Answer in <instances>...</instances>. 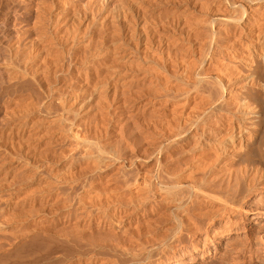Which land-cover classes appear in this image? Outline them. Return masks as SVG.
<instances>
[{"label": "bare ground", "instance_id": "1", "mask_svg": "<svg viewBox=\"0 0 264 264\" xmlns=\"http://www.w3.org/2000/svg\"><path fill=\"white\" fill-rule=\"evenodd\" d=\"M178 1L181 2L180 4L185 2L187 5L180 12L181 15L179 13L183 18L182 20L179 19L182 22L175 21V23H179L180 27L178 26L179 29L176 32L180 36L171 35L174 26L172 32L168 30L170 26L167 28L171 36H168L167 33H163L160 38L156 36L157 39H161L158 40L161 45L164 43L162 48L164 59L159 51L161 54L159 57L163 59V62L157 61V63L159 62L158 72L154 69L156 71L154 73L150 64H148L150 69L141 65L143 62L140 63V61L144 60L145 53L142 60L137 61L136 54L134 55L130 51L131 49L118 53V59L123 58L121 61L116 59L106 63L107 69H109L107 74L121 78L124 82L131 83L140 74L138 79H134L133 82H141L144 85L147 84L146 87L152 88L156 83L152 78L154 76L157 78L158 84L155 85H158V92L149 91L150 88L146 89L149 91L146 94H150L151 98L145 103L143 102L144 105L142 104L148 114L154 109L159 112L151 116L149 114L150 117L145 118L149 119L147 121L149 133L152 136H157L156 143L153 144L154 150L151 152V156L157 157L154 160L157 163V170L148 169L149 171L143 175L142 179H139L141 180V187H138V192L141 193L135 202L132 201L133 199L127 200V202L118 199L114 202L109 201L107 203L109 206L117 202L113 208V214L106 213L99 218L96 216L97 219L93 217L96 220L90 221L89 228H93L94 231H97L96 233L108 231L107 235L103 234V236L105 239H111V241L108 239L109 243H106L103 237L102 239L98 237L99 242L100 239L105 241H101V243L97 241L98 243L93 244L91 242L94 238L88 240L92 245V252L90 251L92 257L89 258H94V262H89V264H115L116 262L117 264H150L155 258H159L172 250L184 235H196L201 230V224L204 220L212 222L220 216L219 214L242 208L249 197L260 190H264V0ZM61 4L60 0H42L40 9L37 11L38 15L35 17L37 21L33 24H31V19H28V16L25 19L16 13L14 34L9 35L4 22L1 21L8 18L11 12V3L10 0H0V71L3 73L5 71V73L7 72L6 75L8 74V84H3V82L2 84L9 85L7 91L10 96L16 95L19 86L28 90L34 83V68L38 65L34 64L36 62L35 53H39L41 66L48 60V50L52 47L51 42L54 39L51 37V40L50 35L48 36L49 31L47 32L49 11L52 7L60 9ZM110 4L111 0H107L106 6L110 7ZM94 7L88 5L85 8V13L84 10L82 11L83 16L87 11L88 15H92V20L96 19ZM70 9L72 10L71 6ZM69 10L64 7L63 12L60 13L59 16H62L61 20H63L60 21L61 25V22L64 24L75 23L82 14V12L79 13V16L77 15L78 17L73 21L70 19L72 14ZM195 11L198 12L199 17H196ZM72 13L74 15V11ZM108 16L111 19L112 16L109 14ZM81 18L85 20V16ZM165 21L169 23L167 20ZM78 23L76 25L71 23L68 26L70 28L72 25L73 30H76L75 26L80 27L79 25H81ZM105 24L107 23L105 22ZM85 27H88V23ZM69 28L66 29L68 33ZM75 30L74 32L71 31L75 35H72L73 38H71V32L66 34L64 30L57 31L58 38L60 35L63 36L61 32H64L65 35H70L74 45H76L82 40L79 42L78 36H76L78 32ZM100 30L102 29H98V31ZM178 30H180L179 33ZM83 32L79 31V34H83ZM103 33L105 32L100 31L97 35L95 33L96 39L92 33L91 39L90 36L88 37L91 41L88 45L90 47H94L95 44V47L105 46L108 40ZM87 35L88 31L83 36L86 38ZM111 51L114 50L111 48ZM144 51L146 52V50ZM148 54L150 52L146 56ZM154 55L152 54V56ZM105 58L107 59V57ZM150 63L152 64V62ZM114 86L118 87L117 84ZM79 87L83 97L93 96L94 89L91 88L92 84L88 77ZM94 88L96 87L94 86ZM117 91L120 90L117 89ZM117 93L115 92V97ZM134 93L136 92L134 91ZM129 100L131 99L127 101L129 102ZM122 105H118L117 108L120 109L118 113H123ZM151 109L152 111H150ZM21 124L17 125L19 127L18 132L24 131L27 127V124ZM11 128L13 129V126ZM1 137L0 134V263H4L2 260L5 255L15 253L8 255L9 262L12 257L15 258L9 264H47L45 253L42 256L44 258L39 261L35 260L34 250L37 249L35 248L37 241L34 240L41 235L40 232H45L44 223L47 221L45 217L50 210L49 204L47 205L46 202L51 190L44 189L43 191L41 189L43 191L41 192V196H43L41 199L45 203L41 204L40 209L37 208L38 211L34 209L35 195L32 190L36 180L34 166L21 156L19 148L4 147ZM20 141L30 143L37 140L28 136L22 137ZM77 143L78 145L82 144L80 141ZM145 148L148 149L146 146ZM38 213H41L42 217L38 218ZM155 214L161 217L153 219L152 215ZM48 215L50 216V214ZM93 221L95 222L93 223ZM161 230H163V234L158 233ZM80 235L78 234V237H81L79 238L81 240L82 235ZM106 236L108 237L106 238ZM98 238L95 237L94 242ZM83 239L85 240V236ZM75 242L78 243V241ZM136 247L137 251L139 249L137 253L134 251ZM100 251L107 252L110 257L108 256L109 258L104 261L96 262ZM95 252L99 253L96 254ZM84 264H88V261Z\"/></svg>", "mask_w": 264, "mask_h": 264}, {"label": "rangeland", "instance_id": "2", "mask_svg": "<svg viewBox=\"0 0 264 264\" xmlns=\"http://www.w3.org/2000/svg\"><path fill=\"white\" fill-rule=\"evenodd\" d=\"M41 1L42 0H10L11 12L9 13L6 20L2 19L1 21L4 22L9 35L14 34L16 13H19L21 18L25 17L26 19L28 16V19H31V24L37 21L35 17L38 15L37 11L40 9ZM60 2H62L61 6L59 7L60 9L52 7L49 11L50 15L48 16L49 22L47 32L49 31L48 36L50 35V39L51 37L52 39L54 37V39L51 42V50H48V62L46 61V63L42 64L41 66V61L38 55L39 53H35L36 62L34 64L38 65H36L34 68L36 70H34L35 79L31 88L25 90L19 86L16 95L13 97L10 96L7 91L9 85H3L8 84V74L6 75L7 72L5 73V71V74L3 71H0V134L2 136L1 139L4 147L19 148L21 151V156L34 166V170L36 172V180L32 186V190L34 191L35 195L34 209H40L42 206L41 204L45 203L41 199L43 198V196H41V192H43L44 189L48 191L51 190V194L46 202L47 205L49 204L48 207L50 208L49 212H47V217H45L47 221L44 223V230L47 232H40L39 234L41 235H39L36 240H34L37 241L35 245V248L37 249L34 248L35 260L39 261L40 259L44 258L42 256H44L45 253L47 257V264H84L87 261L89 264V262H94V258H91L92 260L89 258L92 257V245L90 244L98 243L99 238L102 239L103 237V239H105L103 234L107 235L106 233L108 232L103 231L101 232L102 235L99 232L96 233L97 231H94L93 228L88 227L90 221L92 222V220L95 218L97 219L96 216L99 218L104 216L106 213L113 214V208L117 202L109 206L107 204L109 201L114 202L118 199L119 201L123 200L122 202H127V200L130 201L133 199L132 201L135 202L136 198L140 197L141 193L138 192V187H141V180L139 179H142L143 175L147 171L157 170V163L154 161L157 157L154 158L151 156L157 136H152L151 133H149L150 130L147 124L149 119L145 118H149L154 113L157 114L159 112L154 109L155 112H150L149 116L146 109L142 106V104L144 105V103L151 98L150 94H146L148 91L146 89L150 88L149 91H155V93L158 92V85H155L156 83L158 84L157 78H155L156 76L152 78V80L156 82L152 88L148 86L146 87L147 84L144 85L141 82H133L138 79L137 77L140 74H138L134 78L135 80L133 79L131 83L124 82L121 80V78L107 74L109 69H107L106 63H110L116 59L117 61H121L123 58L121 57L118 59L117 56L118 53L120 54L124 50L131 49L130 51L133 52L134 55L136 54L135 58L137 61L142 60L144 53L146 56V54L150 52V54L147 56H152V54L157 56H152L151 60V56L148 58L147 56H144L143 59L145 62L142 60L140 63L143 62L141 65L148 69H150V66L148 65L150 64L154 73L156 71L158 72V63L163 62L164 59V53H162L164 43L161 45L159 43L161 39H157V37L159 36L160 38L163 33H167L168 36H180V34H177L176 32L180 26L179 23H175V21L179 22L183 19L180 16V12L183 11L187 5H185V2H183L184 4H180L181 2L178 0H111L110 7L106 6L107 0H60ZM88 5L95 6L96 19L94 20H92V15H88L87 11L84 15L85 20H83L84 18H81L84 17L83 14L85 13V8ZM63 6L67 10H69L71 6L72 10H69L72 14L70 19L73 21L79 16L78 14L84 10V13L82 12V14L79 16L80 18L78 17L79 19H76V22L81 23V25L78 23L80 27L75 26L76 30H74L78 32V35L76 33V36H78L79 42L82 40L76 45H74V42L72 41L73 39H71L73 38L72 35L74 34L71 32H74L73 26L70 25L69 28L68 25L71 23L76 25L77 23L69 22V24H64V22H61L62 25L60 24V21H63L61 20L62 16H59L60 13L63 12ZM73 11L74 15L72 13ZM108 14L112 16L110 17L111 19H109ZM195 14L196 17H199L197 11H195ZM175 15L176 17H174ZM86 16L92 19L90 20ZM105 17L106 19L104 20ZM165 20H167L169 23H166ZM91 22L92 24H90ZM105 22L109 26L105 24ZM87 23L88 27H85L87 26ZM59 24L63 27H61ZM94 24L96 25L95 27ZM168 26H170V29H168L170 32H172L174 29L172 34L167 30ZM68 28L69 33L71 32V38L70 35H65L64 32H61L63 36L60 35L58 38L57 33L60 30H64L66 34H69L67 32ZM77 28L80 32H86L79 34ZM87 28L90 30H86ZM98 29H102L100 31L105 32L103 34L107 36L108 43L106 42V45H103V47H95L96 44L93 45L94 47H90L88 44L89 42L91 43L90 39L93 36L92 33L94 35L96 33L97 35V33H100ZM107 30H109V33ZM87 31L88 35L85 38L83 35H86ZM179 32L180 30H178V33ZM112 34L113 36H111ZM112 37H114L113 40H111ZM157 42L160 44V47ZM146 43L149 45L148 47ZM156 45H158L157 48L160 50L156 48ZM111 48L114 50L113 52L111 51ZM148 48L150 50L149 52ZM144 50H146V52ZM104 51L105 53H110V55L105 54ZM159 51L162 55L159 53ZM160 55L163 59L159 57ZM105 57H107V59ZM152 59L156 62H154ZM157 61L159 62L157 63ZM150 62H152V64ZM87 77L92 84L91 88L94 89L93 96L91 97H83L81 95V89H79L80 84L84 82ZM116 84L118 87L114 86ZM94 86L96 88H94ZM154 87L156 90H154ZM116 88L120 91H117ZM141 89L144 93L141 91ZM103 90L107 92L105 93ZM114 91L118 92L116 97ZM134 91L137 94L134 93ZM128 99L131 100L128 102ZM120 104L125 105H122L124 108L123 113H118L120 109L117 107L118 105L121 106ZM150 111H152V109ZM21 123L25 125L27 124V127L24 131L18 132V124L22 125ZM12 126L13 129L11 128ZM16 132L18 133L16 134ZM28 136L36 138L37 141L30 143L20 141L22 137L26 138ZM76 140L82 142V144L80 143V145H78V141ZM20 142H23L24 144H21ZM88 146L89 148L87 149ZM145 146L148 147V149L145 148ZM108 148L110 149L108 150ZM130 183L133 185H130ZM41 189L43 191H41ZM48 214H50V216ZM41 215V213H38L37 217H42ZM219 215L220 216H218L212 222L204 220V222L201 224V230L196 235H184L180 241L174 245L172 250L159 258H155L151 263L264 264V190H260L249 197L246 201V204L243 205L242 208H236ZM152 217L155 219L156 217L159 218L161 216L155 214L152 215ZM94 222L95 221H93V223ZM158 233L163 234V230ZM78 234L82 235L81 240L79 239L81 237H78ZM91 234L94 235L92 236ZM98 234H100L101 237L100 235L98 236ZM83 235L85 236V240L83 239ZM73 237L76 239L78 237V239L76 240ZM95 237L99 238L94 242ZM107 237L108 236H106V238ZM89 239H93V242L90 241L91 243H89ZM101 239L99 243L105 240L106 243H109V241H107L109 238L105 240ZM109 240L111 241V239ZM75 241H78V243ZM136 249L137 247L134 248V251H136L135 253L139 251V249L138 251ZM95 253L98 254L99 252ZM104 253L105 252L100 251V254H98L100 257H97L96 262L104 261L106 258L108 259L110 257L107 252L105 254ZM9 254L4 256V259L2 260L4 263L0 264H9L15 259L12 257L9 262ZM14 254L15 253H11L10 255ZM115 264H117V262Z\"/></svg>", "mask_w": 264, "mask_h": 264}]
</instances>
